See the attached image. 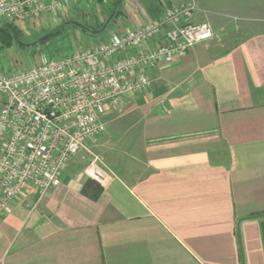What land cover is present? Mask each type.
Masks as SVG:
<instances>
[{
	"label": "crops",
	"instance_id": "0c3cea01",
	"mask_svg": "<svg viewBox=\"0 0 264 264\" xmlns=\"http://www.w3.org/2000/svg\"><path fill=\"white\" fill-rule=\"evenodd\" d=\"M121 1L107 23L128 27L113 33L192 1L214 37L147 69V90L102 116L122 148L105 186L78 153L57 187L10 205L0 264H264V30L234 41L197 0Z\"/></svg>",
	"mask_w": 264,
	"mask_h": 264
},
{
	"label": "built area",
	"instance_id": "2783aa9c",
	"mask_svg": "<svg viewBox=\"0 0 264 264\" xmlns=\"http://www.w3.org/2000/svg\"><path fill=\"white\" fill-rule=\"evenodd\" d=\"M74 1L0 0V26L54 15ZM195 9L192 1L172 5L161 20L111 33L105 42L0 70V217L21 196L40 200L60 184L71 159L105 132L102 116L126 95L147 90V69L214 37L207 20L193 21ZM83 172L101 186L111 176L98 157Z\"/></svg>",
	"mask_w": 264,
	"mask_h": 264
},
{
	"label": "rangeland",
	"instance_id": "374dc122",
	"mask_svg": "<svg viewBox=\"0 0 264 264\" xmlns=\"http://www.w3.org/2000/svg\"><path fill=\"white\" fill-rule=\"evenodd\" d=\"M126 1L122 0L120 5ZM197 1L210 10L226 14L222 16L226 25H223V31L220 32L223 36L227 35L224 32L228 27V38H234V41L249 32L264 30V0ZM117 2L118 0H76L54 15L16 23L19 29L17 38L9 45L0 47V70L9 72L24 66L38 65L47 58L105 42L116 29L122 31L127 26H121L116 18L107 23L111 17L110 10H113ZM47 36L48 38L41 40ZM112 113L121 114L124 109ZM105 124V132L93 140L87 150L79 152L76 156L74 161L77 164L85 167L95 157H98L103 165L110 166L112 161L115 162L116 158H113L112 154L120 153L122 148L116 150L113 144L108 142L110 128Z\"/></svg>",
	"mask_w": 264,
	"mask_h": 264
},
{
	"label": "trees",
	"instance_id": "16d2710c",
	"mask_svg": "<svg viewBox=\"0 0 264 264\" xmlns=\"http://www.w3.org/2000/svg\"><path fill=\"white\" fill-rule=\"evenodd\" d=\"M17 32H19V29L16 25L3 24L0 26V47L9 45L13 39L17 38ZM46 38H48V36L41 40Z\"/></svg>",
	"mask_w": 264,
	"mask_h": 264
}]
</instances>
